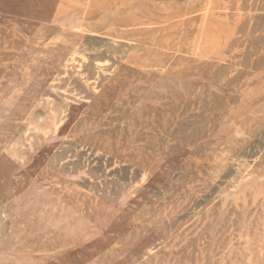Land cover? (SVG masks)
I'll list each match as a JSON object with an SVG mask.
<instances>
[{"label":"rangeland","instance_id":"374dc122","mask_svg":"<svg viewBox=\"0 0 264 264\" xmlns=\"http://www.w3.org/2000/svg\"><path fill=\"white\" fill-rule=\"evenodd\" d=\"M219 3L0 0V79L24 77L33 91L0 141V264H137L153 253L195 264L207 249L215 264L226 248L231 264L247 257L245 238L264 235V222L251 220L257 204L233 195L249 174L264 198V0L224 46L212 30L222 46L206 55ZM67 11L81 35L51 67L42 41L64 27L38 36L36 17ZM31 40L41 51L20 63ZM54 76L73 97L50 123L37 101L60 103ZM31 110L41 136L23 141ZM54 205L70 220L47 223ZM207 227L211 248L199 245Z\"/></svg>","mask_w":264,"mask_h":264},{"label":"bare ground","instance_id":"6f19581e","mask_svg":"<svg viewBox=\"0 0 264 264\" xmlns=\"http://www.w3.org/2000/svg\"><path fill=\"white\" fill-rule=\"evenodd\" d=\"M221 4H216L214 9H212L209 12V15L215 16L217 18V21L213 24L209 25V30L204 34L202 39V45H204L206 48L204 53L206 55H212L215 53H218V48L220 46H224L225 43L232 40V37L237 35V30L242 24L243 20L246 19V17L249 14V11L251 9V4L253 0H220ZM41 7V5H40ZM209 9V8H208ZM207 10V9H206ZM210 10V9H209ZM36 22L38 23V36H48L53 33V31L58 27L62 26L63 31H61L60 34L56 35L53 39L50 38L48 40H43L42 45L45 46V54L44 59L46 60V63L48 66L53 67L55 63L60 62L64 55L67 53L66 48L67 44L77 41L80 38V23L79 18L70 12H54L49 16H44L43 12H40L39 15L36 17ZM13 20V19H12ZM11 22V21H10ZM5 27V26H4ZM212 30H217L220 43H215V36L212 32ZM33 40V39H32ZM29 41L18 52V61L20 63H28L36 54L37 52L41 51L39 48H37V44H34L33 41ZM38 39H36L37 41ZM233 43V41H232ZM235 47V46H234ZM233 47V49H234ZM142 49V48H141ZM77 53V52H75ZM88 58V57H87ZM110 59V58H109ZM248 59V58H247ZM246 59V60H247ZM87 60V59H86ZM113 60V59H112ZM111 60V61H112ZM72 61V59L70 60ZM107 61V60H106ZM69 63L68 61H66ZM74 62V61H73ZM115 62V61H113ZM247 62V61H246ZM72 63V62H71ZM77 63V62H76ZM111 63V62H110ZM87 64V63H86ZM103 64V63H102ZM112 64V63H111ZM68 65V64H67ZM66 65V66H67ZM80 65V64H79ZM47 66V68H48ZM80 67V66H79ZM99 67V66H98ZM104 67V66H103ZM106 67V66H105ZM74 68V67H72ZM77 68V67H76ZM127 68V67H126ZM64 69V68H63ZM82 69V68H81ZM128 69V68H127ZM126 69V70H127ZM65 70V69H64ZM68 70V68H67ZM72 70V69H71ZM66 71V70H65ZM84 71V70H83ZM130 71V70H129ZM53 73V71H51ZM67 73V72H66ZM75 73V72H74ZM126 73V72H125ZM167 73V72H166ZM56 74V73H55ZM63 74V72L61 73ZM105 74V73H104ZM60 75V74H59ZM67 75V74H66ZM69 75V74H68ZM76 75V74H75ZM53 76V75H52ZM98 76V74H97ZM82 77V76H81ZM90 77V76H89ZM178 77V76H177ZM64 79V78H62ZM66 79V78H65ZM68 79V78H67ZM72 79V78H71ZM101 80V78H100ZM74 82V81H73ZM86 82V81H85ZM89 82V81H87ZM92 82V81H91ZM61 80L58 77H53L51 80V91H54L59 97H60V103L55 102L51 97L49 96H42L40 99H38L37 104L42 107L44 110L46 116L45 118L50 119V123L55 120L56 117L60 116L61 110L66 106L69 99L71 100L72 94L70 92L65 91L62 89ZM81 85V84H80ZM88 85V83H87ZM69 86V85H68ZM82 86V85H81ZM91 86V85H90ZM94 86V85H93ZM84 87V86H83ZM114 88V87H112ZM61 89V91H60ZM86 89V88H85ZM98 89V88H97ZM78 90V89H77ZM95 91V90H94ZM97 91V90H96ZM91 92V91H90ZM107 92V91H106ZM95 93V92H94ZM33 91L32 88H29L28 85L25 84V78L22 77V79H17L16 77H11L8 75H3L0 79V141L5 138V136L8 133L9 128L13 125V123L18 119L20 113L25 109L27 101H29L32 97ZM107 94V93H106ZM79 95V94H78ZM83 97V96H82ZM85 97V96H84ZM83 97V98H84ZM87 100V99H86ZM77 101V100H76ZM81 101V100H80ZM75 102V100H74ZM89 102V101H88ZM132 102V101H131ZM255 102V101H254ZM72 105V104H71ZM77 106V104H76ZM75 106V107H76ZM37 107V106H36ZM78 107V106H77ZM129 108V107H128ZM95 109V108H94ZM69 110V109H68ZM104 111V110H103ZM115 112V110L113 111ZM127 112V111H126ZM78 113V112H77ZM34 114L35 111L31 110L30 113L27 115V117L23 120L24 125V131L20 133L19 137L25 141L28 138V134L33 135H39L40 133H36L33 128L34 126ZM110 114V113H109ZM196 116V115H195ZM89 117V116H88ZM91 117V116H90ZM207 117V116H205ZM67 118V116H66ZM112 118V117H111ZM117 118V117H116ZM204 118V117H203ZM98 119V118H96ZM59 121V120H58ZM203 122V121H202ZM238 123V122H237ZM106 125V124H105ZM184 125V124H183ZM198 125V123H197ZM23 127V126H22ZM50 128V127H49ZM80 128V127H79ZM73 129V128H72ZM187 129V128H186ZM70 130V129H69ZM115 130V129H114ZM118 132V131H117ZM193 134V132H192ZM206 134V133H205ZM101 135V134H100ZM91 136V135H90ZM98 136V135H97ZM199 136V135H198ZM16 137V136H15ZM116 138V137H115ZM110 139V137H109ZM194 139V138H193ZM84 140V139H83ZM96 140V139H95ZM106 140H108L106 138ZM105 140V141H106ZM122 140V139H121ZM219 140V139H218ZM224 140V139H223ZM16 141V140H15ZM19 141V140H18ZM99 141V140H98ZM109 141V140H108ZM149 141V140H148ZM220 141V140H219ZM78 142V141H77ZM80 142V141H79ZM102 142V141H101ZM110 142V141H109ZM164 142V141H163ZM184 142V141H183ZM218 142V141H217ZM97 143V142H96ZM105 143V142H104ZM178 143V142H177ZM15 145V144H14ZM17 146V145H16ZM53 146V145H52ZM89 146V145H88ZM96 146V145H95ZM103 146V145H102ZM112 146V145H111ZM19 147V146H18ZM113 147V146H112ZM172 147V146H171ZM175 147V146H174ZM217 147V146H216ZM14 148V147H13ZM119 148V147H118ZM126 148V147H125ZM137 148V147H136ZM148 149V148H147ZM7 150V149H6ZM74 150V149H73ZM104 150V148H103ZM69 151V150H68ZM19 152V151H18ZM114 152V150H113ZM135 152V151H134ZM147 152V151H146ZM154 152V151H153ZM201 152V151H200ZM4 153V152H3ZM59 153V152H58ZM109 153V152H108ZM151 153V152H150ZM145 155V153H143ZM8 155V154H7ZM13 155V154H12ZM11 155V156H12ZM21 155V154H20ZM124 155V154H123ZM126 155V154H125ZM151 155V154H150ZM261 155V154H260ZM66 156V154H65ZM114 156V155H113ZM255 156V155H254ZM48 157V156H47ZM80 157V156H79ZM78 157V158H79ZM138 157V156H137ZM7 158V157H6ZM113 158V157H112ZM122 158V157H121ZM253 158V157H252ZM260 158V157H259ZM80 159V158H79ZM124 159V158H123ZM149 159V157H148ZM152 159V158H151ZM77 161V160H76ZM79 161V160H78ZM112 161V160H111ZM142 161V160H141ZM149 161V160H148ZM3 162H6V159L3 160ZM113 162V161H112ZM138 162V161H135ZM80 163V162H79ZM134 163V162H133ZM71 164V163H70ZM101 165V164H100ZM78 166V164H77ZM100 167V166H99ZM136 167V166H135ZM145 167V166H144ZM68 168V167H67ZM76 168V166H75ZM6 168L1 167V171L4 174V170ZM137 169V167H136ZM76 170V169H75ZM125 170V169H124ZM62 171V170H61ZM65 171V170H64ZM92 171V170H91ZM127 171V170H126ZM154 172V171H153ZM11 171L9 172L10 175ZM168 173V172H167ZM194 173V172H192ZM94 174V173H93ZM98 174V173H97ZM110 174V173H109ZM197 174V173H196ZM195 174V175H196ZM2 175V174H1ZM5 175V174H4ZM178 175V174H177ZM249 175V174H246ZM244 175L240 179V185L239 190L234 193V197L239 198H247V201L249 200L252 204H257V207H255L254 215L251 218V220L260 223L261 221L264 222V210L261 208V206H264V198H262L261 193L259 192L258 188L256 187L257 183L258 185L261 183L260 181H254L255 183L251 182V175L246 176ZM125 178V177H124ZM197 178V177H196ZM259 178V177H258ZM264 178V177H263ZM261 179V178H260ZM187 180V178H186ZM185 180V181H186ZM262 180V179H261ZM3 181V180H2ZM4 183V182H3ZM89 183V181H88ZM118 183V182H117ZM105 184V183H104ZM263 184V183H261ZM84 185V184H83ZM82 185V186H83ZM159 185V184H158ZM157 185V186H158ZM3 186V185H1ZM22 186V184H21ZM59 186V185H58ZM238 186V185H237ZM113 187V186H112ZM24 188V187H23ZM180 188V187H179ZM150 189V188H149ZM232 190V189H231ZM234 190V189H233ZM114 192V191H113ZM233 192V191H232ZM231 193V192H230ZM227 195V194H226ZM116 196V195H115ZM149 196V195H148ZM94 197V196H93ZM167 199V198H166ZM223 199V197H222ZM141 200V199H138ZM196 200V199H195ZM67 201V199H66ZM115 201V200H114ZM1 202V201H0ZM230 202V201H229ZM222 203V202H221ZM190 204V203H189ZM203 204V203H202ZM230 204V203H229ZM86 205V204H85ZM132 205V204H131ZM162 205V204H161ZM52 211H45L49 212L44 215L45 218H47V223L52 224H59L64 223L67 220H70L72 217V210L70 211H63V209L57 208L56 205H54ZM200 206V205H199ZM1 208L3 206H0ZM193 207V206H192ZM220 207V206H219ZM198 208V207H197ZM231 208V207H230ZM233 208V207H232ZM5 209V208H4ZM210 209V208H209ZM217 209V208H216ZM3 210V209H2ZM131 210V209H130ZM186 210V209H185ZM184 210V211H185ZM4 211V210H3ZM182 211V210H180ZM123 212V211H122ZM135 212V211H134ZM204 212V211H202ZM125 213V212H124ZM193 213V212H192ZM227 213V212H226ZM127 214V213H126ZM207 215V214H206ZM228 215V213H227ZM248 215V214H247ZM185 217V216H184ZM198 217V216H197ZM206 217V216H205ZM236 217V216H235ZM240 218V217H238ZM180 219V217H179ZM178 220V219H177ZM207 220V219H206ZM228 220V219H227ZM116 222V221H115ZM201 223V222H200ZM212 224V223H211ZM224 224V223H223ZM170 225V224H169ZM240 225V224H239ZM168 226V225H167ZM200 226V225H199ZM204 226V225H203ZM212 227V226H211ZM223 227V226H222ZM237 227V226H236ZM218 228V227H217ZM220 228V227H219ZM231 228V227H230ZM260 229V228H258ZM125 230V229H123ZM207 230V235L205 238H207V243L204 244V242L199 243L201 247H206L207 244H209V247L211 248V245L215 240L213 239L212 229L207 227L202 231ZM261 230V229H260ZM135 231V230H134ZM144 231V230H143ZM168 231V229H167ZM125 232V231H124ZM133 232V231H132ZM146 232V231H145ZM148 232V231H147ZM239 232V229H238ZM119 233V232H117ZM201 233V234H202ZM159 234V233H158ZM218 234V233H217ZM126 235V234H125ZM124 235V236H125ZM165 235V234H164ZM196 235V234H195ZM117 236V235H116ZM196 237V236H195ZM229 237V236H228ZM102 238H104L102 236ZM117 238V237H116ZM124 238V237H123ZM190 238V237H189ZM227 238V237H226ZM106 239V238H105ZM196 239V238H195ZM120 240V239H119ZM151 240V239H150ZM214 240V241H213ZM247 240V241H246ZM122 241V239H121ZM183 241V240H182ZM196 241V240H195ZM245 246H247L248 249V255L246 258H243L240 260L238 264H264V235H262L259 231H256L255 236H247L245 238ZM233 242V241H232ZM2 244V242H1ZM158 245V244H157ZM173 245V243H172ZM180 246V244H179ZM194 246V245H193ZM192 246V247H193ZM196 246V245H195ZM216 246V245H215ZM218 246V245H217ZM82 247V246H81ZM168 247V246H167ZM185 247V246H184ZM198 247V246H197ZM180 249V248H179ZM189 249V248H188ZM170 250V249H169ZM181 250V249H180ZM193 250V249H192ZM217 250V249H216ZM209 249L205 250L203 253V256H199L196 260L195 264H213L212 258L208 254ZM168 252V251H167ZM172 252V251H171ZM178 252V251H177ZM180 252V251H179ZM241 252V251H240ZM193 253V251H192ZM222 253V252H221ZM138 254V253H137ZM191 254V253H190ZM180 255V254H179ZM135 256V255H134ZM139 256V255H138ZM182 256V255H181ZM120 257V256H119ZM219 258V257H218ZM231 254L229 251V248L224 249L223 255L220 257L218 263L215 264H231ZM140 260V259H139ZM138 260V261H139ZM60 262V261H59ZM98 262V261H97ZM193 262V261H192ZM86 263V262H85ZM130 263V262H129ZM189 263V262H188ZM187 263V264H188ZM191 263V262H190ZM99 264V263H98ZM131 264V263H130ZM137 264H186L181 262L179 258H174L171 256L162 255L159 256L155 253L150 254L149 256H146L143 258L140 262Z\"/></svg>","mask_w":264,"mask_h":264}]
</instances>
